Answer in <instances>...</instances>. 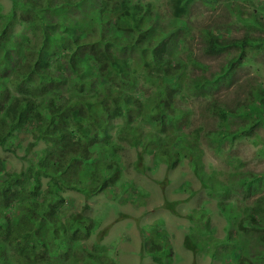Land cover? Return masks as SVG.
Segmentation results:
<instances>
[{"label": "trees", "instance_id": "trees-1", "mask_svg": "<svg viewBox=\"0 0 264 264\" xmlns=\"http://www.w3.org/2000/svg\"><path fill=\"white\" fill-rule=\"evenodd\" d=\"M191 1L170 0L171 17L177 24L163 28L167 17L157 0H13L0 28V68L7 62V67L1 68L4 73L19 75L15 87L20 94H11L0 81V149L15 152L26 133L30 135L26 153L39 143L46 146L40 147L43 152L37 162L19 170L5 169L0 152V264H82L87 257L103 264L104 247L98 244L100 254L69 257L74 247L81 249L77 243L89 235L97 220L87 213L91 206L58 216L65 199L63 191L75 189L90 199L108 186L116 189L117 185H112L117 175L121 178L126 144L137 149V162L157 149L160 159L172 167L184 157L197 163L202 152V125L191 127L193 113L185 106L191 98H198L203 111L211 110L223 122L233 115L241 122L236 128L210 131V144L217 141L220 146L253 133L257 127L264 128V82L250 81L246 100L233 111L226 100L215 97L217 89L245 65L253 49L264 45V38L257 42L251 41L250 35L225 39L204 27L198 33L204 52L219 55L233 48L235 53L220 69L202 64L194 45L178 37L181 30L189 32L193 27L181 26V15L188 12ZM63 3L77 6V10L56 18L53 10ZM235 6L231 14L254 17L251 11ZM0 13H5L1 7ZM20 13L26 30L16 40L17 34L10 30ZM90 16L96 20L93 30ZM81 27H89L88 34L81 32ZM55 28L57 32L52 34L50 30ZM140 37L151 39L142 44ZM135 49L143 62L132 55ZM10 50L17 54L9 56ZM142 80L148 86L144 96L134 93ZM19 133L24 139H14ZM261 151L264 156V147ZM206 175L203 185L210 191L218 189L211 180L213 174ZM43 176L47 184L42 189ZM263 186L264 173L246 174L243 187L248 192ZM249 206L247 216H255L253 227L261 230L264 194ZM223 212L228 224L224 249L235 251L239 244L245 254L230 263L243 264L249 259L264 264V235L242 243L241 231L246 233L249 227L243 226L241 212L231 206ZM12 214H16L14 221ZM151 241L149 251L156 255L160 245L156 237ZM8 248L19 255L18 260L7 253Z\"/></svg>", "mask_w": 264, "mask_h": 264}, {"label": "rangeland", "instance_id": "rangeland-1", "mask_svg": "<svg viewBox=\"0 0 264 264\" xmlns=\"http://www.w3.org/2000/svg\"><path fill=\"white\" fill-rule=\"evenodd\" d=\"M157 1L161 2L157 3V6L163 17H167L165 20L163 18V28L177 24L176 19L171 17L170 0ZM231 1L233 3L229 0H215L214 3L193 0L190 2L188 12L181 15L182 28L187 25H193V27L189 32L180 29L181 33L179 32L178 37L190 41L194 45L197 58L210 68L220 69L226 59L234 56L235 51L232 48L219 55L207 54L203 50L201 36H198L200 29L208 26L213 32H217L220 38L225 39L240 40L250 35L253 36L251 41L257 42L264 38V0ZM234 3L238 8L244 7V10L251 11L254 17L250 19L248 15L242 17L231 14L229 11L235 12ZM12 6L13 0H0V7L5 12L0 13V28L6 20V12ZM85 6L84 4L83 7ZM76 8L77 6L71 7L63 3L53 10V14L56 18L66 16L76 11ZM82 15L86 14L82 13ZM89 15L91 14L88 13ZM20 16L21 13L16 15L10 30L11 34H17L16 40H20L26 30L21 24L23 22ZM95 21V18L90 16L91 30L95 27ZM89 27H81L80 30L88 34ZM50 32L56 34L57 29H51ZM63 32L64 30L59 35ZM147 39L151 38L140 37L142 44ZM155 48L166 56L162 49L156 46ZM253 51L254 53L246 58L245 65L237 68L233 78L227 79L228 82L215 92V97L226 100L232 111L238 103L246 100L250 81L264 82V45ZM183 53L187 54L186 51ZM16 54V50H10L8 55ZM132 55L143 62L137 49ZM6 65L8 63L4 62L1 68L5 69ZM1 68L0 76L5 74ZM19 78V75L14 77L13 72L6 71L0 81L4 82L1 83L2 86L6 87L11 94L18 95L20 91L15 86L19 83H17ZM147 88V83L142 80L140 88L135 89L134 93L144 96ZM185 106L189 107L193 113L191 127L195 129L202 125L199 139L202 152L197 163L190 157H184L172 167L160 159L161 156L156 154L157 149L143 155L142 161L137 162V149L130 148L126 144L125 149H122L121 163L125 166L122 169L121 178L117 175L115 185H112V187L117 185L116 189H109L108 186L99 190L90 199L75 189L63 191L65 199L58 216L62 218L66 213L81 211L91 206V211L87 213L97 220V225L92 227L89 235L77 243L81 249L74 247L69 257H84L89 252L100 254L99 248L102 246L104 247L101 254L103 264H232L230 263L232 258H242L245 254L244 248L239 244L235 251L223 247L227 244L226 242L222 244V241L228 232L227 217L223 208L229 206L241 212L243 226L249 227L246 233L241 231L239 241L244 243L262 239L264 235L262 223H260L262 229L256 230L253 226L257 218L247 214L249 205H253V202L262 193L264 194V186L256 188L254 193L249 194L240 189L237 179L241 173H264V156L261 151L264 147V128L257 127L253 133L238 137L233 142L225 141L220 146L217 141L210 144L207 140L211 136L210 131L236 128L241 122L234 115L223 122L211 110L203 111V103L196 97L191 98L190 103ZM138 118L134 119V122H137ZM118 120L123 121L124 118ZM27 134L23 144L18 146L15 152L5 153L0 149L6 161L5 169L19 170L37 162L43 152L41 148L46 144L39 143L36 148L26 153L25 145L30 136ZM14 139H24V137L22 138V133H19ZM178 149L175 148V151ZM107 154L106 156H110V152ZM205 173L213 174L211 180L217 184L218 189L210 191L203 185L207 179ZM211 180L209 179V182ZM46 181L47 178L43 176L42 189L46 187ZM135 193L136 197L131 198V194L135 195ZM12 215L10 219L14 221L16 214ZM154 237L161 248L156 255L149 251ZM7 253L10 255L13 253V259H19V255L12 248H8ZM155 256L159 260L155 259ZM81 263L101 264L100 261L88 257ZM243 264L253 263L248 259Z\"/></svg>", "mask_w": 264, "mask_h": 264}, {"label": "clouds", "instance_id": "clouds-1", "mask_svg": "<svg viewBox=\"0 0 264 264\" xmlns=\"http://www.w3.org/2000/svg\"><path fill=\"white\" fill-rule=\"evenodd\" d=\"M259 174H262V173H259ZM245 176H246V174L241 173V176L237 179V182L240 184V189L242 191H245L246 193H249V194L254 193L255 190H253L252 192H248V190L245 187H243V184L245 183Z\"/></svg>", "mask_w": 264, "mask_h": 264}]
</instances>
